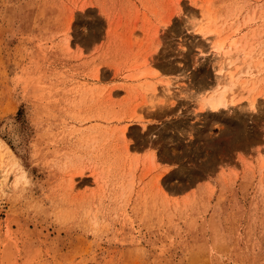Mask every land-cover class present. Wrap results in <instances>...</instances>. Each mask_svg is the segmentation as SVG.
<instances>
[{"label":"rangeland","instance_id":"obj_1","mask_svg":"<svg viewBox=\"0 0 264 264\" xmlns=\"http://www.w3.org/2000/svg\"><path fill=\"white\" fill-rule=\"evenodd\" d=\"M0 143V264H264V0H0Z\"/></svg>","mask_w":264,"mask_h":264},{"label":"bare ground","instance_id":"obj_2","mask_svg":"<svg viewBox=\"0 0 264 264\" xmlns=\"http://www.w3.org/2000/svg\"><path fill=\"white\" fill-rule=\"evenodd\" d=\"M196 27H198L199 30L201 31V33H203V32H205L206 24H204V22H203L201 24H198ZM207 32H211V30L209 29V27H208V31ZM224 44H225V41L219 42L214 47L215 51H217V52L220 53L223 50H225L223 48ZM218 73L220 74L221 77H224L225 76L227 78V83L225 85H223L224 87L220 83H217L215 89L213 87H209V86L203 87L204 88L203 91H204L205 94L200 97V100L202 101L203 107H205V108H207V109H209L211 111H218L219 109H221L222 107L225 106V103L228 101V99H227L228 98L227 97L228 91L231 90L232 87H234V85L236 84V82H238V79L236 78V74L235 73H231L229 71L228 67H226L225 65L222 66V68H220V70H219ZM208 91H212V93L211 92H208ZM254 106H252L253 107L252 108L253 110L255 109ZM123 135H124V133H123Z\"/></svg>","mask_w":264,"mask_h":264}]
</instances>
